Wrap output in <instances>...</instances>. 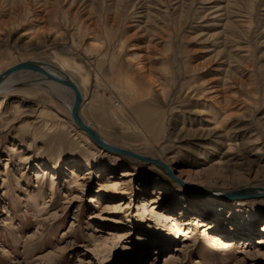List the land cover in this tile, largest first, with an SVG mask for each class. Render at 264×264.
<instances>
[{"label":"rangeland","instance_id":"374dc122","mask_svg":"<svg viewBox=\"0 0 264 264\" xmlns=\"http://www.w3.org/2000/svg\"><path fill=\"white\" fill-rule=\"evenodd\" d=\"M93 34L104 56L92 65L97 78L82 56ZM130 47L144 69L128 62ZM55 55L89 74L81 117L101 137L150 154L180 151L188 164L167 174L104 156L69 112L18 86L30 93L0 100V264H264V202L231 214L237 199L210 195L225 207L209 205L171 179L224 193L264 183V0H0V69ZM118 79L144 95L138 113L109 88ZM109 180L120 193L103 198ZM157 186L168 195L153 206Z\"/></svg>","mask_w":264,"mask_h":264},{"label":"bare ground","instance_id":"6f19581e","mask_svg":"<svg viewBox=\"0 0 264 264\" xmlns=\"http://www.w3.org/2000/svg\"><path fill=\"white\" fill-rule=\"evenodd\" d=\"M238 22L244 23L245 21L240 20ZM28 34H29V32L27 31L24 35H28ZM90 39L92 41V44H90V48H92V49L89 52H91L92 54H89L88 50H84V52L82 53V56H84L86 59V66L92 72L93 71L95 72L94 76H96L95 78H97V74H99V71H98L99 66L98 67H92V65L94 63L95 58L99 61V60H103L104 56L102 54L98 53V50H99V47H98L99 44L98 43L99 42H98V39L95 37L94 34L92 36H90ZM73 44H74V41L72 39V45ZM116 46L118 47L119 50L123 51L125 48L124 41L120 40ZM134 49L135 48L130 47V49L128 50V52L130 53V54H128V59H129L128 62H134L136 67L138 68V70H142V69H144L143 62L139 61V56H137V53H132L135 51ZM55 57L58 61H52L51 62V61H48L47 59H30V60H27L25 62H21L19 64H14V65L5 67L3 69L1 68L0 69V77H3L8 71H10L15 66L20 65V64H25L28 62H33V63H38L47 74V75H43L41 73H37V72L31 71V70L22 69V70L12 72L9 75L5 76L2 79V81L0 82V100L2 101V103L5 102L7 100V98L11 97L12 95H14L16 93H22V94L30 93V92L23 90L24 88H18V86L26 83L27 86L32 89L33 93H35V92L36 93H43L48 98L54 100L57 103V105L59 107H61V109H64L65 111L69 112V114L72 118L71 111H72V108H73L74 102H75L74 93L70 88L63 86L57 82L58 79L63 80L66 76L70 81H72L75 84V86H76V88L79 91V94L81 96V105L79 108V118H80L81 123L85 127L93 130L97 134V136L102 141H104L106 144H108L109 146H111L113 148H117L119 150H122V151H125L128 153H132L135 156L145 157V158L150 159V160H156V161L160 162L161 164L165 165L166 167H168L169 172L172 171L173 173L179 171L177 169V167H180L181 165L184 166L185 163L188 164L186 161L184 163V159L181 156L180 151L173 153L169 156L162 154V153L150 154L148 152H142V151H138L136 149L115 146V145L111 144L110 142L106 141L103 137H101L100 133L96 129L91 127L92 125L90 126V125L86 124L81 117V110H82V107L85 105V94H84V92H85V88L88 84L89 74L85 72L86 70L84 71L83 66L76 64V62L70 63L69 62L70 60H67L68 58L64 59V58H61V56H56V55H55ZM72 61H73V59H72ZM114 62H115V57L113 56L111 58L110 68L115 66ZM119 74H120V72H119ZM74 75H77L80 77L81 84H79L77 81H75ZM153 79H155V78H153ZM157 82H159L158 78L155 79L154 83H157ZM158 85L159 84H157V86ZM108 86H109V88H111L112 92L118 94L117 96H119V100H121V104H124L123 106H128V107L132 108V110L134 112H137V111L139 112V110L142 107V104L144 102V100H143L144 95L140 94V95L136 96L137 91L133 88V86L131 85V83L129 81L118 79L117 81H114L111 84H108ZM164 89L165 88L162 85L160 87V90L164 92ZM40 112H41L40 116H44V117L48 116L49 115L48 113H51L52 115H54L52 111H48L45 109L40 111ZM50 120H52V119H47L46 121H44V127L47 129H49V128L52 129L51 125L54 122H53V120H52V122ZM63 123H64V121L60 120V124L62 127H64ZM72 123H73V127L75 128V130L84 137L83 139L86 142V144L89 146L91 145V147L93 149H95V151H97L98 153H100L104 156L113 157L116 161H120L122 163H127V160L123 159L122 157L130 158V160L133 162L137 161L136 159H133L129 156H124V155H121L118 153L111 154L112 152H109V151L99 147L97 144H95L93 141H91V139L88 137V135L84 131H81L78 128V126L75 124L73 118H72ZM25 128H29V126L28 127L26 126ZM142 139H143V137H142ZM144 141H145L144 142L145 147L148 146L147 142H146L147 141L146 135L144 136ZM251 143H253L252 145H257V142H255V141H252ZM228 145H229V147H228L227 153L231 154L234 151V149L236 148V145L235 144H228ZM95 155H96L95 152L91 153L92 158H94ZM24 161H25V159H24ZM137 162L143 163V164H149V163L140 162V161H137ZM82 164L90 165V161L88 159H82ZM152 165H154V164H152ZM216 165H223V163L217 162L214 165H210L208 167V169L215 171ZM149 166L153 168V166H151V165H149ZM154 166H156V165H154ZM110 167H115V166L111 165ZM159 168L162 169L161 167H159ZM157 171L162 174V171H160V170H157ZM179 172L183 173L182 171H179ZM125 173L126 172H123V177H126V175H128ZM166 173L169 174L168 172H166ZM176 177L178 179H180L182 182L187 183L188 185L199 188L200 193L196 194V197H199L200 200L203 199L204 202L208 201L209 205L225 207L224 201L219 200V199H213V198L209 197L210 195H214L216 197H221V194H224V191L213 190L211 188H206V187H203L200 185L196 186L192 182H190L188 179H184L180 175H176ZM53 180H54V178L52 177L51 178V185H50V192L54 191V181ZM77 181H78V178L74 181V183H77ZM121 186H122V183L119 180H116V181H110L109 180L108 182H105L104 184L101 185V189H102L101 190V194H102L101 196H103V198H105L106 196H109V194H112L113 192L118 194V193H120L119 187H121ZM252 188L255 189V192L261 193L264 191V183H260L257 187L242 188L240 190L252 189ZM43 190H44L43 184H41L40 187L38 188L37 192H36L37 196L35 198H33L35 203L37 202V197L39 199V197L43 196V193H44ZM240 190H238V191H240ZM232 192H237V191H232ZM154 193H155L154 200H152L151 204H150L153 206H155L154 204H158V200H162V196L168 195V193L165 192L164 189L159 188V186H157V188L154 189ZM226 193H228V192H226ZM248 199H250V200H248ZM253 199H256V200H253ZM99 200L100 199H96V197L90 198V201L92 203H96V204H99ZM259 202H264V194H262L261 196H257V197H253V198H247L244 200L237 199L235 201H232L229 204L231 206L230 207L231 208V214H234L235 211H238L239 207L241 205H246L247 203L248 204L249 203H259ZM142 203H143L142 206H143L144 211H145L148 208V206H150V205H149V203H146L145 201H143ZM96 207H97V205H96ZM152 214L155 215L154 212H152ZM173 216L174 215H164V219L166 221H173L174 220ZM90 218H92V216ZM230 219L231 218H229V220ZM201 226H204L205 228H213V227H210L208 223H206V224L201 223ZM214 228H217V227H214ZM230 230L232 232L234 231V229L232 230V228ZM208 237H210V236L207 235V239H208ZM211 239H212V241H218V242L221 241L220 245L225 246L224 250H226V251L231 247L230 243H224V242H222L223 240H220L216 236H213V238H211ZM156 255H157V253H156ZM154 257H155V255H154Z\"/></svg>","mask_w":264,"mask_h":264},{"label":"water","instance_id":"95a60500","mask_svg":"<svg viewBox=\"0 0 264 264\" xmlns=\"http://www.w3.org/2000/svg\"><path fill=\"white\" fill-rule=\"evenodd\" d=\"M22 69L31 70V71H34V72H37V73H41L43 75H47L46 72L42 69V67L38 63L28 62V63H25V64L17 65L14 68H12L3 77H0V82L2 81V79L5 76L9 75L10 73L18 71V70H22ZM57 82L60 83L63 86H66V87L70 88L73 91L74 97H75V102H74V106H73L72 111H71L72 118H73L75 124L78 126V128L81 131H84L88 135V137L91 139V141H93L99 147H101V148H103V149H105V150H107L109 152L118 153V154H121V155H124V156H129V157H131L133 159H136L137 161H140V162L154 164V165H156L158 167H161L165 172L169 173L168 168L165 165L161 164L160 162H158L156 160H150V159H147L145 157L135 156L132 153H128V152L119 150L117 148H113V147L109 146L108 144H106L104 141H102L93 130L85 127L80 121L79 108H80V105H81V96H80L79 91L77 90L75 84L72 81H70L66 76H65V78L63 80L58 79ZM171 179L174 182H176L180 187H182L183 189L187 190L191 194L200 193V190L195 188V187L187 185V184L183 183L182 181H180L178 179H175L173 177ZM262 194H264V191L259 193V192H255V189L252 188V189L240 190V191H237V192L224 193V194H221V197L224 198V199H227V200L247 199V198H253V197L261 196Z\"/></svg>","mask_w":264,"mask_h":264}]
</instances>
